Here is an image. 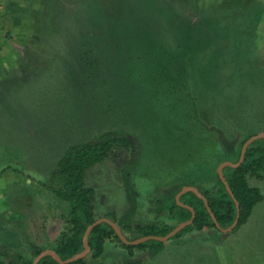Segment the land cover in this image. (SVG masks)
Returning a JSON list of instances; mask_svg holds the SVG:
<instances>
[{
  "label": "rangeland",
  "instance_id": "374dc122",
  "mask_svg": "<svg viewBox=\"0 0 264 264\" xmlns=\"http://www.w3.org/2000/svg\"><path fill=\"white\" fill-rule=\"evenodd\" d=\"M35 5L13 10L23 20L15 27L0 24L8 50L34 54L0 81V240L6 238L13 249L0 254V261L27 256L11 246L14 233L24 247L41 223L69 212L70 203L42 184L69 145L95 141L107 130L136 136L142 152L131 172L139 193L135 220L174 224L167 211H157L163 191L181 183L210 188L219 166L229 161L217 132L207 127L217 126L235 139L264 132V0H42ZM190 24L192 35L185 37ZM132 158L119 148L86 171L99 212L126 211L123 168ZM257 186L263 191L264 181ZM263 208L264 202L258 204L252 219L264 225ZM256 234L241 246L232 234L216 229L206 235L188 232L164 242L155 256L149 244L131 250L106 241L99 258L86 260L264 264V230Z\"/></svg>",
  "mask_w": 264,
  "mask_h": 264
},
{
  "label": "trees",
  "instance_id": "16d2710c",
  "mask_svg": "<svg viewBox=\"0 0 264 264\" xmlns=\"http://www.w3.org/2000/svg\"><path fill=\"white\" fill-rule=\"evenodd\" d=\"M185 37H191L192 24L185 28ZM178 61V59H177ZM178 67L173 73L178 77ZM173 72V71H172ZM192 98L194 104V115L198 118L196 98ZM206 126L205 123H203ZM218 134L229 161L237 162L241 155L243 143L252 135L250 133L243 139L229 138L226 133L217 126L207 127ZM121 148L132 154V160L125 163L123 168V185L128 200L126 211L120 215L114 210L100 212L96 208V191L92 186L87 185L85 180L86 171L95 165L105 161L109 155L115 154ZM142 145L140 140L125 130H107L95 140L84 143L69 145L57 161L51 176L44 187L53 191L61 199L68 201L71 205L66 214L61 218L65 222L64 229L60 232L54 246L58 255L63 259H68L74 254L84 250L83 237L87 227L97 219L107 217L117 223L124 235L129 240H135L147 235L165 236L171 232L179 223L189 220L192 213L189 209L177 204L176 195L183 186L190 183L175 184L166 188L162 197L158 199V212L167 211L169 218L175 220L174 224L148 223L141 224L135 220L138 212V191L131 182V172L140 161ZM224 174L233 191L234 196L240 205L239 222L232 232L246 223L252 213L254 206L264 201V191L258 186H253L250 179H264V138L254 141L247 149L244 162L238 167H225ZM209 202L217 221L223 228L229 227L237 216L236 204L227 191L225 185L217 174L215 185L210 188L199 190ZM101 201H103L101 199ZM181 202L193 207L196 216L192 224L180 230L174 237H180L191 231H202L204 229H216V225L209 214L206 205L194 192L189 191L182 195ZM106 240L116 242L118 245L129 248H143L148 244L151 254L156 255L163 249L164 242L149 240L138 245H126L116 234L114 228L108 223L96 225L88 238L91 252L88 256L94 259L99 258L104 251ZM46 248L38 245L32 246V256L28 259L18 257L8 263L0 261V264H31L33 259ZM87 256V257H88ZM87 257L73 261L70 264H87ZM134 263V262H133ZM38 264H60L51 255L43 257Z\"/></svg>",
  "mask_w": 264,
  "mask_h": 264
},
{
  "label": "crops",
  "instance_id": "0c3cea01",
  "mask_svg": "<svg viewBox=\"0 0 264 264\" xmlns=\"http://www.w3.org/2000/svg\"><path fill=\"white\" fill-rule=\"evenodd\" d=\"M24 1H28L30 6H31V3H33V4L36 3L37 5H35V6H38L41 4L42 0H0V14H1V18H3V21H0L2 28H7V26L15 27L17 24L16 21H23V20H20L22 18L19 19V17H17L18 16L17 13L13 12V10H23V9L31 8L30 6L25 5ZM207 1H212V0H207ZM5 18H9L10 21H4ZM4 42H5V38H2V34H1L0 35V44L1 43L3 44ZM7 47H8V45L6 44V42L2 47H0V81L3 80L4 77H6V75L8 73H10L12 70L16 69V66L19 65L20 60L22 58H24V56L28 55L29 57H31V55H34V54H25L19 50L11 49V48H10V50H8ZM250 180H251L250 183L253 186H257V184H260L261 182L264 181V179L258 180V179H254V178H251ZM213 185H215V183H213L212 186ZM262 202H264V201H261L254 206L252 213H251V215H250V217L246 223L241 225L233 233L230 232L228 234H226V233H224V234L225 235L232 234V236H234V238H237L236 243L241 244V246H243L244 244L252 243L255 236L257 235L256 233H258L259 230H264V225L262 223L258 224L256 222V220L253 221L254 219H252L254 216V211H255L256 207L258 206V204H261ZM107 211H111V210H103V212H107ZM62 214H66V213H62ZM62 214L54 215L52 218L48 219L46 221V223H44V224L41 223L40 224L41 229H39L38 231L35 232V234H34L35 238L33 239V241L31 243L30 242L26 243L24 247H21V246H23V244H17V243H22L20 241V239H22V237H20V235H18L17 233H14L15 242L11 246H13L15 249H21V251H24L27 254V256L23 257L24 259H28L32 256V246L33 245H38V246H42L46 249H50L52 246H54L60 232L65 227V222L61 218ZM191 232L195 235H206V234L212 233L213 229H204L202 231H191ZM4 237H7V235L5 234ZM0 241L2 242L1 245H3L0 248V254L2 256L4 255V252H8V253L13 254L12 253L13 249L11 250V248H10V251H9V247L6 245V242H8L7 239L4 238L3 241L2 240H0ZM106 241H110V242H112V244L118 245L114 241H111V240H106ZM238 244H236V245L239 248ZM234 246H232V252H233V248L235 250ZM241 250H242V247H241ZM233 253L236 254V250Z\"/></svg>",
  "mask_w": 264,
  "mask_h": 264
},
{
  "label": "water",
  "instance_id": "95a60500",
  "mask_svg": "<svg viewBox=\"0 0 264 264\" xmlns=\"http://www.w3.org/2000/svg\"><path fill=\"white\" fill-rule=\"evenodd\" d=\"M261 138H264V132H260V133H257V134H254L252 136H250L244 143H243V146H242V150H241V155H240V158L237 162H233V161H225L223 162L219 168H218V175H219V178L221 179V181L223 182V184L225 185L227 191L229 192V194L231 195V197L233 198L235 204H236V208H237V216L234 220V222L227 228H223L219 222L217 221L216 219V216L214 215L211 207L209 206V202H208V199L199 191L198 188L194 187V186H191V185H186V186H183V188L181 189V191H179V193H177L176 195V202L178 205L184 207V208H187L191 211L192 213V216L189 220H186V221H183L181 223H179L171 232H169L167 235L165 236H158V235H147V236H143V237H140L138 239H135V240H129L125 235L124 233L122 232L121 228L117 225L116 222H114L113 220H111L110 218H107V217H102V218H99L97 219L95 222L91 223L87 229H86V232L84 234V237H83V243H84V250L74 254L73 256L69 257L68 259H65L63 260L59 255L58 253L54 250V249H46V250H43L41 253H39L32 261L31 264H38V262L45 256H48V255H51L55 258V260L60 263V264H70L72 263L73 261L75 260H78V259H81V258H85L87 257L90 252H91V247L89 245V241H88V238H89V235L92 231V229L100 224V223H108L109 225H111L116 234L119 236L120 240L126 244V245H138V244H141L143 242H146L148 240H158V241H162V242H166L168 241L170 238H172L173 236H175L180 230H182L183 228H185L186 226L190 225L193 223L194 219H195V216H196V211L193 207L189 206L188 204H185L183 202H181V197L183 194L189 192V191H192L194 192L198 197H200L201 199H203L205 205H206V208L209 212V214L211 215L215 225H216V228L220 231H222L223 233H230L232 232V230L236 227V225L238 224L239 222V217H240V205H239V202L238 200L236 199V197L234 196L233 194V191L228 183V180L226 179L225 177V174H224V168L225 167H238L239 165H241L244 160H245V154H246V151L248 149V147L256 140L258 139H261Z\"/></svg>",
  "mask_w": 264,
  "mask_h": 264
}]
</instances>
